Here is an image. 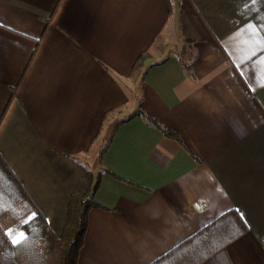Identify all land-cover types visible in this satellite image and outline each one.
I'll return each instance as SVG.
<instances>
[{"label": "crops", "instance_id": "0c3cea01", "mask_svg": "<svg viewBox=\"0 0 264 264\" xmlns=\"http://www.w3.org/2000/svg\"><path fill=\"white\" fill-rule=\"evenodd\" d=\"M0 154L56 232L99 174L79 264H148L229 208L247 232L201 264H264V0H0Z\"/></svg>", "mask_w": 264, "mask_h": 264}, {"label": "trees", "instance_id": "16d2710c", "mask_svg": "<svg viewBox=\"0 0 264 264\" xmlns=\"http://www.w3.org/2000/svg\"><path fill=\"white\" fill-rule=\"evenodd\" d=\"M146 58V52L138 57L133 74L143 67ZM138 113L165 135L180 140L155 117ZM98 183L99 174L87 170L83 184L70 196L64 226L56 232L0 154V264H79L88 212L100 206L94 198ZM5 215L12 222H21L19 243L14 244L7 233L2 223ZM246 232L247 225L239 213L229 208L148 264H201Z\"/></svg>", "mask_w": 264, "mask_h": 264}, {"label": "rangeland", "instance_id": "374dc122", "mask_svg": "<svg viewBox=\"0 0 264 264\" xmlns=\"http://www.w3.org/2000/svg\"><path fill=\"white\" fill-rule=\"evenodd\" d=\"M5 216H7V215H5ZM8 217V216H7ZM11 221V220H10ZM2 222H3V224H4V226H5V228H7V226H9L7 223H9L6 219H3L2 220ZM12 230L13 229H19V230H21L22 232H23V229H22V225H21V222H12L11 221V224H10V226H9Z\"/></svg>", "mask_w": 264, "mask_h": 264}, {"label": "snow or ice", "instance_id": "6c2138e0", "mask_svg": "<svg viewBox=\"0 0 264 264\" xmlns=\"http://www.w3.org/2000/svg\"><path fill=\"white\" fill-rule=\"evenodd\" d=\"M21 238H22V234H21V236H17L15 239H13L12 242H13L14 244L19 243L20 240H21Z\"/></svg>", "mask_w": 264, "mask_h": 264}]
</instances>
